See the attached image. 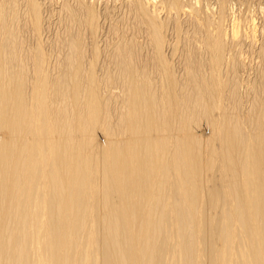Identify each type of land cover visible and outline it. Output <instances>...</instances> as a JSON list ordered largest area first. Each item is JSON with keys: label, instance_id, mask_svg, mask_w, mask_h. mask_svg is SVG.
Segmentation results:
<instances>
[{"label": "bare ground", "instance_id": "obj_1", "mask_svg": "<svg viewBox=\"0 0 264 264\" xmlns=\"http://www.w3.org/2000/svg\"><path fill=\"white\" fill-rule=\"evenodd\" d=\"M215 1L63 0L52 60L40 0H0V264H264V25Z\"/></svg>", "mask_w": 264, "mask_h": 264}, {"label": "rangeland", "instance_id": "obj_2", "mask_svg": "<svg viewBox=\"0 0 264 264\" xmlns=\"http://www.w3.org/2000/svg\"><path fill=\"white\" fill-rule=\"evenodd\" d=\"M62 1L63 0H40V2L43 4V6H44V14L48 17H50V19H51V30L48 32H46V33H44L43 35H42V39H43V41L45 40V42H44V48H45V51H46V54H48L49 56L51 55V57H52V60L57 56V52L56 51H58V52H64V53H66L67 52V50L64 48V47H61V46H59L58 47V45H56L55 44V42H57V40L59 41V40H66L64 37H62L63 35H61V37H58V35H54V34H57L58 32L59 33H61L60 31H63V27H61L60 25L61 24H59V22H57V20H58V15H60V14H62L61 12H62V8H61V10H60V7H62ZM73 1V0H72ZM94 4H95V6H96V8L98 9V10H104V7L107 5V6H109V7H111V8H114L113 9V11H114V15L116 16V15H128V9H129V7H127L128 6V4L126 3V2H128V0H95L96 1V3H95V1L94 0H91ZM183 1H185V4H187V2L189 3V0L188 1H186V0H183ZM191 2H193V5H196L198 2V5H196L197 7L199 6V4H201L202 2H200V1H203L204 3H210V5H211V9L213 10V11H216L217 10V8H218V5H217V7H215V3H216V1L215 0H198V2H196L197 0H190ZM241 1V2H240ZM108 2V3H107ZM124 2H125V4H124ZM196 4H195V3ZM240 2V3H239ZM247 2V3H246ZM230 3H231V7H232V9L234 10V13L236 14V16L238 17L239 15V19L241 20V24L243 23V22H245V20L248 18V16H252L253 18H256V19H254V20H256L255 22H256V24L257 25H259V27L261 28V24H263L264 25V13H262V12H264L262 9H264V0H230ZM246 3V4H245ZM262 5H261V4ZM105 4V5H104ZM248 4V5H247ZM233 5V6H232ZM98 6V7H97ZM116 6V7H115ZM263 6V7H262ZM214 9H213V8ZM247 7V8H246ZM128 8V9H127ZM249 9V10H248ZM60 10V11H59ZM232 10V11H233ZM242 12V13H241ZM248 13V14H247ZM245 15H247L246 17V19H245ZM62 16V15H61ZM256 16V17H255ZM243 17H244V19H243ZM262 17V18H261ZM261 18V19H260ZM242 19L244 20V21H242ZM58 23V24H57ZM261 23V24H260ZM242 25H244V24H242ZM107 26H109L108 24L106 25V27H105V25H104V27L103 28H101L102 29V31L104 30V31H106L107 32ZM263 27V26H262ZM104 31H103V33L101 32L100 34H102V36H100V34H98V35H96V36H94V37H91L90 35H84V37H85V39H86V42H85V39H83V41H84V43H85V49L87 50L86 52V54L85 55H87L86 57L89 59V57L91 58L92 56H93V54H94V49H95V47H98V48H100L99 50H100V55H98V56H100V58L98 57V56H96V59L98 58V59H101V60H98V61H100V63H102L101 61H102V59H103V61H104V59H108L109 58V56H110V52H111V50H112V48L111 47H113V46H115V44H118V43H120L121 41H120V39H118V38H116V39H114V36L112 37V36H110V35H108L107 36V34H105L104 33ZM58 33V34H59ZM128 35L129 36H132L133 35V31H129L128 32ZM24 37H26V39L29 37L28 36V34H24ZM51 37V38H50ZM56 39H55V38ZM58 37V38H57ZM83 37V38H84ZM170 38H172L171 40H173V38H174V40L172 41V43L170 44V45H168L166 42L168 41H170V38H165L166 40H165V45H163L162 46V49H164L163 50V55H166L165 57L166 58H168V59H170L169 61L177 68V70H180V68L181 67H183V65H184V58L183 59H181V57H179V56H181V48H182V45L181 44H184L185 45V47H187L186 45L188 44V45H191V43H190V41H188V40H186L185 38L184 39H181V38H178L177 37V39H176V36H169ZM34 37L32 36L30 39L28 38V41L30 40V42L33 40H35V39H33ZM99 38V39H98ZM106 38V39H105ZM134 38H135V36L132 38L133 40H134ZM102 39V40H101ZM180 39V40H179ZM90 40V41H89ZM104 40V41H103ZM131 40V39H130ZM139 40V41H138ZM147 39L145 38L144 39V37L143 36H139L138 35V37L135 39V41L138 43V47H139V45L141 46V44H144V45H142L141 47H139L140 48V50H143V52L142 53H144V54H147V52H148V50H150V47H148L149 45H148V40L146 41ZM176 40V41H175ZM195 40H197L198 41V39H194L193 40V42L195 41ZM55 41V42H54ZM107 41H109L108 43H106ZM118 43H117V42ZM179 41V42H178ZM181 41V42H180ZM191 41H192V39H191ZM257 41H260V40H257ZM90 42V43H89ZM91 42H92V44L94 45H92L91 44ZM114 42V43H113ZM144 42V43H143ZM171 42V41H170ZM178 43V45L180 46L181 45V48L179 47L178 48V46L176 45V43ZM46 43V44H45ZM50 43V44H49ZM52 43H54V44H52ZM114 45H113V44ZM181 43V44H180ZM259 43V42H258ZM97 44V45H96ZM110 44H112L111 45V47H110ZM175 44V46H177V48L178 49H180V50H178L177 48H173V45ZM50 45V46H49ZM248 45V43H244L243 42V44L242 45H238L237 46V50L235 49V51H236V55L239 53V55H237V57L243 62V67H241L240 68V70L238 71L239 73V76H240V78H241V80L244 78V81L242 82V84H246V82H248V81H251L252 79H254L255 77H256V73H257V68H256V70H255V67H257V65H258V63L260 62V60L258 59L259 57L257 56L258 55V53L257 52H255V51H253V50H255V49H251V47H248L247 46ZM93 46V47H92ZM147 46V47H146ZM168 46V48H166ZM48 47V48H47ZM51 47V48H50ZM61 47V48H60ZM103 47V48H102ZM171 47L173 48V49H175V50H172L171 49ZM240 47H241V49H240ZM242 47H243V49H242ZM55 48V49H54ZM56 48H60L59 50L58 49H56ZM63 48H64V50H63ZM92 48V49H91ZM98 48H96L97 49V51H98ZM142 48V49H141ZM149 48V49H148ZM162 49H161V51H162ZM168 49V50H167ZM51 50V51H50ZM165 50H166V52H165ZM240 50V51H239ZM66 51V52H65ZM146 53H145V52ZM47 52H49V53H47ZM52 52V53H51ZM106 52H107V54H106ZM165 52V53H164ZM175 52V53H174ZM92 53V54H91ZM98 53H99V51H98ZM108 53H109V56H108ZM149 53V52H148ZM172 53H174V54H172ZM230 53H232V51L230 52ZM241 53V54H240ZM248 53V54H247ZM252 53V54H251ZM256 53V54H255ZM107 56H106V55ZM245 54V55H244ZM53 55V56H52ZM61 55H62V53H61ZM172 55V56H171ZM176 55V56H175ZM175 56V57H174ZM228 56H229V54H228ZM256 56V57H255ZM232 56H229V58H231ZM244 57V58H243ZM251 57V58H250ZM254 57V58H253ZM246 59H248V60H246ZM250 60V61H249ZM177 61V62H176ZM257 61H258V63H257ZM245 62V63H244ZM176 64V65H175ZM249 64H251V66H252V68H250L251 66L249 65ZM257 64V65H256ZM180 65V68L178 67ZM250 68V69H249ZM240 73H241V75H240ZM244 76H243V75ZM248 77V78H247ZM244 86V85H243ZM241 87L242 89L244 88V87ZM115 86H113L112 87V89L114 88ZM117 88V89H116ZM111 89V90H112ZM117 91H116V90ZM113 92L114 93H119L120 92V90H119V88L116 86L115 88H114V90H113ZM202 126V127H201ZM206 127V128H205ZM199 130V131H198ZM196 131L198 132V133H205L204 135H208V133L210 132V127H209V125L208 124H206V123H204V122H201V124L199 123V126H197V129H196ZM99 132V133H98ZM97 132V135L99 134V136L97 137V135H96V138L98 139H100L99 141H104V139H105V135L103 136V134L104 133H102V132H100V131H98ZM101 135V136H100Z\"/></svg>", "mask_w": 264, "mask_h": 264}]
</instances>
